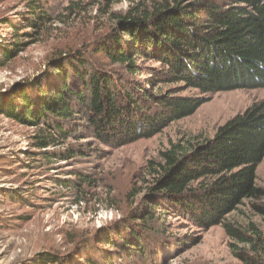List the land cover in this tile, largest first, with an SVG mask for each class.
Instances as JSON below:
<instances>
[{
    "label": "trees",
    "instance_id": "obj_1",
    "mask_svg": "<svg viewBox=\"0 0 264 264\" xmlns=\"http://www.w3.org/2000/svg\"><path fill=\"white\" fill-rule=\"evenodd\" d=\"M22 14V25L9 16L3 20L13 30V41L0 65L23 51V40L41 37L54 23L35 0L26 3ZM140 61L160 66L142 67ZM44 70L30 84L36 100L24 88L14 92L19 95L0 94V113L23 125L45 126L46 134L36 136L34 144L50 165L55 152L47 149L68 140L77 120L107 146L132 144L193 116L216 93L264 87V0L143 1L117 15L115 24L90 44L52 54ZM144 73L147 78L138 77ZM177 83L181 86L163 89ZM189 88L202 96L180 95ZM17 100L18 106L12 103ZM263 162L261 101L219 127L212 138L182 140L149 161L142 168L145 192L136 190L134 196L141 195L140 203L150 210L131 211L128 228L117 239L112 232H99L107 252L99 260L41 253L37 264H153L157 257L147 237L166 239L156 213L205 230L223 226L237 242L230 247L242 264H264V232L253 223L243 229L228 222L245 201L264 199V189L257 185ZM78 180L86 181L77 176L76 182L60 185L74 188ZM253 207L264 214V206Z\"/></svg>",
    "mask_w": 264,
    "mask_h": 264
},
{
    "label": "rangeland",
    "instance_id": "obj_2",
    "mask_svg": "<svg viewBox=\"0 0 264 264\" xmlns=\"http://www.w3.org/2000/svg\"><path fill=\"white\" fill-rule=\"evenodd\" d=\"M28 1L0 0V56L13 41V30L2 24L4 18L9 16L22 25ZM35 1L49 10L54 23L41 37L23 40L27 41L23 51L0 65L3 96L19 95L14 92L24 88L30 100H36L37 93L30 84L45 72L52 54L90 44L115 24L117 15L148 0ZM73 3L77 4L74 10H65ZM139 65L160 66L152 61H140ZM176 86L181 83L163 89ZM180 95L200 97L202 93L189 88ZM211 98L193 116L172 123L153 137L120 147L101 143L80 127L83 121L77 120L75 133L68 140L47 149L55 152L53 165L41 154L44 150L34 144L36 136L46 134L45 126L23 125L0 113V264H37L41 253H75L79 261L82 256L99 260L101 253H107L97 237L99 232H112L117 239L128 228L131 211L150 210L140 203L141 195L134 196L136 190L145 192L142 168L182 140L212 138L219 127L264 101V87L220 92ZM12 103L21 104L18 100ZM77 176L86 181L78 180L74 188L60 185L76 182ZM257 185L264 189V162L257 169ZM254 204L264 206V199L245 201L228 222L243 229L253 223L264 232V214L255 210ZM153 217L161 222L156 225L166 238L147 237L149 247L160 259L153 264H242L230 247L231 242H237L228 237L223 226L205 230L184 219L158 213Z\"/></svg>",
    "mask_w": 264,
    "mask_h": 264
}]
</instances>
